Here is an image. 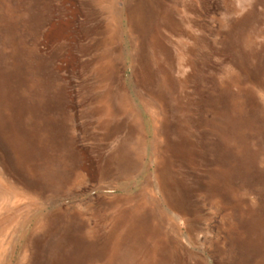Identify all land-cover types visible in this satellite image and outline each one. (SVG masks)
<instances>
[{
    "label": "rangeland",
    "instance_id": "rangeland-1",
    "mask_svg": "<svg viewBox=\"0 0 264 264\" xmlns=\"http://www.w3.org/2000/svg\"><path fill=\"white\" fill-rule=\"evenodd\" d=\"M0 43L49 120L0 264H264V0H0Z\"/></svg>",
    "mask_w": 264,
    "mask_h": 264
},
{
    "label": "bare ground",
    "instance_id": "bare-ground-1",
    "mask_svg": "<svg viewBox=\"0 0 264 264\" xmlns=\"http://www.w3.org/2000/svg\"><path fill=\"white\" fill-rule=\"evenodd\" d=\"M2 48L0 43V215L29 199L18 173L33 171L34 150L37 144H44L40 136L41 129L45 133L49 130L47 108L41 112V121H37L32 79L25 76L19 53L15 51L7 56ZM30 255L26 247L19 264L28 261Z\"/></svg>",
    "mask_w": 264,
    "mask_h": 264
}]
</instances>
